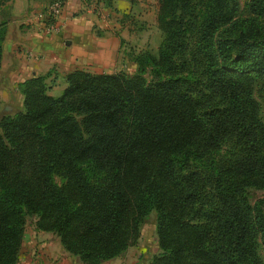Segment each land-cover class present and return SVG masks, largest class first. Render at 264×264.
I'll use <instances>...</instances> for the list:
<instances>
[{
  "label": "trees",
  "instance_id": "obj_1",
  "mask_svg": "<svg viewBox=\"0 0 264 264\" xmlns=\"http://www.w3.org/2000/svg\"><path fill=\"white\" fill-rule=\"evenodd\" d=\"M157 1L163 40L132 54L133 72L74 70L57 97L33 75L24 111L1 117L0 264L16 263L26 214L98 264L135 245L153 210L148 264H263L264 199L251 204L247 188L264 186L251 75L264 74V21L234 19L237 0ZM4 39L1 22L0 65ZM230 137L239 148L225 159Z\"/></svg>",
  "mask_w": 264,
  "mask_h": 264
},
{
  "label": "crops",
  "instance_id": "obj_2",
  "mask_svg": "<svg viewBox=\"0 0 264 264\" xmlns=\"http://www.w3.org/2000/svg\"><path fill=\"white\" fill-rule=\"evenodd\" d=\"M50 2L6 3L10 14L0 65V84L4 86L0 97L4 100L16 99L19 83L33 75L47 73V92L57 97L66 87L65 76L71 71L97 74L120 71L122 60L128 61L125 43H134L135 24L154 25L158 11L157 0H106L109 5L104 4L97 12L82 9L80 0H64L57 18L59 29L46 36L39 31V15ZM60 253L63 261L66 259L70 264V254L65 249ZM136 261L133 256L123 255L106 264H137Z\"/></svg>",
  "mask_w": 264,
  "mask_h": 264
},
{
  "label": "rangeland",
  "instance_id": "obj_3",
  "mask_svg": "<svg viewBox=\"0 0 264 264\" xmlns=\"http://www.w3.org/2000/svg\"><path fill=\"white\" fill-rule=\"evenodd\" d=\"M237 1L238 9L234 19L245 20L246 23L251 20L258 23L264 21V8H260L258 14H256L250 10L249 4L251 0ZM258 1L260 4L264 5V0ZM9 14L10 6L6 3L0 5V23L5 22L6 25L9 19ZM135 26L136 27L133 28L135 30V37L133 39L134 43L126 42L124 45V54L128 56V61L122 60L120 71L133 72L136 67L135 62L133 61L134 53L147 49L153 54H157L160 43L163 40L164 33L158 26L157 14L154 25L149 23V25L146 26L141 22L136 23ZM192 38H195V35L192 36ZM195 68H197V66H195ZM251 75L253 78L252 99L256 102L259 117L264 123V74L253 73ZM144 76L147 80L152 79L153 74L151 68L147 70ZM24 81L20 82L18 85L16 99L4 100L0 97V119L2 116L14 115L15 113L24 111L23 94L21 91V84ZM6 87L8 88V86ZM1 89H4V86L0 84V91H2ZM236 140L235 137H230L225 141L219 152L221 157H224L225 159H233L236 156L239 148V143ZM62 180L63 179L60 175H55V181L57 183H61ZM247 195L251 204H254L257 200L264 199V186L248 187ZM156 216L157 214L154 210L145 216L139 224L140 236L137 243L128 246L114 258L118 256L121 258L123 255H128L135 257L137 264H148L152 256L159 251L157 246ZM36 221V214H26L23 224L22 244L15 264H67L66 259L63 261V256H61L60 253L64 248L60 243L58 235L51 231L37 229ZM258 255L264 264V245L260 240H258ZM114 258L103 260L98 264H106ZM69 261L70 264H83L78 256H73L72 254H70Z\"/></svg>",
  "mask_w": 264,
  "mask_h": 264
},
{
  "label": "built area",
  "instance_id": "obj_4",
  "mask_svg": "<svg viewBox=\"0 0 264 264\" xmlns=\"http://www.w3.org/2000/svg\"><path fill=\"white\" fill-rule=\"evenodd\" d=\"M82 9H88L94 12L100 10L102 3H97V0H80ZM64 7V0L51 1L44 10L40 13L39 31L43 35H50L58 31L57 18L61 14Z\"/></svg>",
  "mask_w": 264,
  "mask_h": 264
}]
</instances>
